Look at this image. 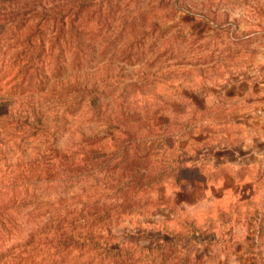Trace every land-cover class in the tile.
<instances>
[{
  "label": "rangeland",
  "instance_id": "1",
  "mask_svg": "<svg viewBox=\"0 0 264 264\" xmlns=\"http://www.w3.org/2000/svg\"><path fill=\"white\" fill-rule=\"evenodd\" d=\"M0 218V264H264V0H0Z\"/></svg>",
  "mask_w": 264,
  "mask_h": 264
},
{
  "label": "trees",
  "instance_id": "2",
  "mask_svg": "<svg viewBox=\"0 0 264 264\" xmlns=\"http://www.w3.org/2000/svg\"><path fill=\"white\" fill-rule=\"evenodd\" d=\"M28 33L29 34H26L25 36V40L28 41V44L31 45L36 40V36L35 35L32 36L33 34H31V31ZM54 38L57 40L60 38V31H58L57 34L54 35ZM34 46L35 47L37 46L38 48H41V49L45 48L44 42H42L41 40H36ZM24 54L27 55L25 49H24ZM73 54L77 55V53H73ZM30 59H31V63L28 60L30 64H28L26 68H22L25 74L29 72V70L35 63V60L34 58H32V56H30ZM76 59H77L75 60L76 63L81 62L80 58L77 57ZM31 70H36V69H31ZM59 77L60 76H58V78ZM69 77L70 79H66V84L64 83L65 86L63 84V86L56 87L55 84L53 83L54 88L52 89L54 90L52 91L53 93L52 97L56 98L57 101L59 102L57 103L58 106H57L56 111H58L61 107H64L66 110H69V111H78V110H83L84 109L83 106H84V107H87L86 111L90 113L92 112V113L100 114L103 111H106V109H108V106H109L108 103L107 104L105 103V99H106L105 97L109 95L108 98L109 97L112 98V97H115L114 95L117 93L118 88L116 86L107 88L105 84L102 85L101 83H99V81L94 80V78L90 79L86 76V77H83L81 81H79V76L78 77L68 76V78ZM72 78L73 80H71ZM59 90H61V92L64 91L66 93V95L65 93H62L63 95H65L66 97L65 99L64 97H62V94L57 93V91ZM111 100H114V99H111ZM42 121L40 118L36 119V123H38L39 125H37L35 132L32 133L33 136L37 135L39 131L41 130V128H43V126H41ZM85 134L86 133H84L83 135ZM47 150H49L48 153H46ZM66 160H67L66 154L65 155L58 154V150L52 146H48L47 149H43V150L39 148L38 151L36 152L35 160H31V163H29V166L28 167L26 166L25 168L26 172L23 174L24 176H27L28 178L32 176H37V178H39V176H43L46 173L49 174L52 171H57L59 173L60 170L62 171V168H63L65 175H66L67 171H69L67 170L68 163L66 162ZM23 202H24L23 205H25L26 203L30 201L27 200L25 197ZM38 213H40L38 205L30 207L26 211V214H28V217H32V216L35 217L38 215ZM12 218L10 217L9 222L12 221ZM53 219L54 218H52V216H49L47 221L48 222L55 221ZM0 223L4 226V221L1 218H0Z\"/></svg>",
  "mask_w": 264,
  "mask_h": 264
}]
</instances>
